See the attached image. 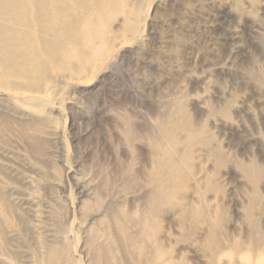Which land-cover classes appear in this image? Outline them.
I'll list each match as a JSON object with an SVG mask.
<instances>
[{"label": "rangeland", "instance_id": "1", "mask_svg": "<svg viewBox=\"0 0 264 264\" xmlns=\"http://www.w3.org/2000/svg\"><path fill=\"white\" fill-rule=\"evenodd\" d=\"M124 4L81 76L0 86V264H253L264 0Z\"/></svg>", "mask_w": 264, "mask_h": 264}, {"label": "bare ground", "instance_id": "2", "mask_svg": "<svg viewBox=\"0 0 264 264\" xmlns=\"http://www.w3.org/2000/svg\"><path fill=\"white\" fill-rule=\"evenodd\" d=\"M129 12L124 0H0V86L14 88L23 82L28 88L39 87L48 78L44 57L60 71L81 76L94 59L103 58L109 50L106 32L113 17L125 15L123 30L133 32ZM8 93L3 92L13 96ZM160 164L172 165V155ZM243 169L252 181L264 174L256 164ZM60 251L59 245L47 246L45 259L51 264ZM255 254L252 263L264 264V248ZM243 257L251 263L246 254Z\"/></svg>", "mask_w": 264, "mask_h": 264}]
</instances>
